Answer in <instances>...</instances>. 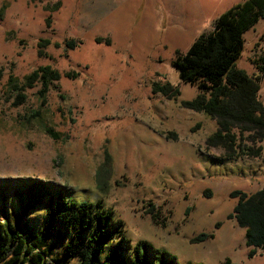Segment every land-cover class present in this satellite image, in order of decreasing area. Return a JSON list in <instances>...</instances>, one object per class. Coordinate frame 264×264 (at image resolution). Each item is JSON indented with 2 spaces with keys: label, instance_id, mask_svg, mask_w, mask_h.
Returning <instances> with one entry per match:
<instances>
[{
  "label": "rangeland",
  "instance_id": "374dc122",
  "mask_svg": "<svg viewBox=\"0 0 264 264\" xmlns=\"http://www.w3.org/2000/svg\"><path fill=\"white\" fill-rule=\"evenodd\" d=\"M243 1L0 0V218L21 214L29 198L18 194L40 181L72 202H102L123 223L125 239L147 243L170 264H264L261 249L249 257L245 231L229 217L237 203L232 191L264 188V151L261 158L236 161L207 151L217 125L181 105L199 91L173 66L178 53ZM255 28L243 35L236 62L251 76L252 58L264 52V36L255 38L264 33V19ZM43 39L51 44L39 57ZM69 40L75 48L65 47ZM41 66L61 74L46 102L37 86L15 106L9 76L23 81ZM153 82H169L180 95L154 94ZM106 155L112 172L102 191L96 171ZM151 206L157 222L147 213ZM46 220L43 207H34L24 216L26 232L39 235ZM202 234L212 238L191 242ZM52 255L63 257L59 248Z\"/></svg>",
  "mask_w": 264,
  "mask_h": 264
},
{
  "label": "trees",
  "instance_id": "16d2710c",
  "mask_svg": "<svg viewBox=\"0 0 264 264\" xmlns=\"http://www.w3.org/2000/svg\"><path fill=\"white\" fill-rule=\"evenodd\" d=\"M262 19L264 0L238 3L216 19L211 32L199 36L186 53H178L173 61L180 80L199 91L194 99L181 105L215 121L217 128L206 139L205 148L220 150V157L227 161L258 159L264 151V101L259 99L260 85L264 83V52L255 54L251 60L255 75L236 67L244 49L243 35ZM50 44L44 39L38 42L39 57L46 56L45 49ZM64 45L73 49L77 42L69 40ZM60 78L56 69L41 66L23 81L10 75L7 87L16 95L14 105L21 106L26 103L25 91L39 86L38 96L44 104L50 86ZM152 87L154 94L168 100H176L180 95L178 87L169 82H153ZM47 132L58 139L52 128H47ZM111 172V158L106 155L96 171L100 190L109 189L107 178ZM24 194L29 199L22 213L0 218V264H66L74 258L80 264H170L147 243L133 245L125 239L123 223L114 219L100 201L72 202L63 195H52L40 181L18 195L23 198ZM230 197L237 199V203L229 217L245 231L246 245L252 248L249 257H253L257 249L264 251V188L251 194L235 190ZM36 206L43 207L47 220L40 234L33 236L26 232L24 216ZM153 211L151 206L147 213L157 222L159 215ZM53 236L57 237L55 244L51 243ZM210 238L212 234H202L191 242ZM57 248L63 255L60 259L52 255ZM220 264L236 263L226 259Z\"/></svg>",
  "mask_w": 264,
  "mask_h": 264
},
{
  "label": "crops",
  "instance_id": "0c3cea01",
  "mask_svg": "<svg viewBox=\"0 0 264 264\" xmlns=\"http://www.w3.org/2000/svg\"><path fill=\"white\" fill-rule=\"evenodd\" d=\"M260 21H262V20H260ZM260 21L252 28V30H255L256 28V26L260 23ZM250 31V30H249ZM260 33H257L256 35H255V38H256V40L259 38V37H261V36H264V33L263 34H261V35H259ZM262 93V94H261ZM261 95H263V98H264V83H261V85H260V91H259V98L260 97H262Z\"/></svg>",
  "mask_w": 264,
  "mask_h": 264
}]
</instances>
